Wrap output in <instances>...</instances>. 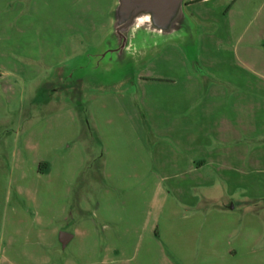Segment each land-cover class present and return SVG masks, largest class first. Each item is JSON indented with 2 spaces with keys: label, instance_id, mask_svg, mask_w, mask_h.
Here are the masks:
<instances>
[{
  "label": "rangeland",
  "instance_id": "1",
  "mask_svg": "<svg viewBox=\"0 0 264 264\" xmlns=\"http://www.w3.org/2000/svg\"><path fill=\"white\" fill-rule=\"evenodd\" d=\"M115 1L0 0V264H24V259L32 264H42L45 259L50 264L71 260L108 264L109 257L116 255L110 251L104 255V247L110 245L105 237L114 231L112 226L74 235V225L81 216L89 215L103 182L99 178L106 143L96 135L94 124L99 123L100 130L108 127L109 120L113 125L122 124L121 119L108 115L117 94L128 95L118 99L128 107L131 124L146 130V145L157 146L155 161H169L166 148L171 140L153 134L151 127L169 130L170 124L180 123L181 106L176 110L163 101L161 97L167 94L154 85L171 81L238 84L243 98L256 97V112L243 113L242 121L256 127L262 136L255 142L264 145V0H186L185 12L194 24L192 40L166 41L121 66H96V54L110 31ZM147 79L152 81L143 101L138 87ZM233 88L227 85L226 89ZM208 92L212 98L216 90H199L197 104ZM195 116L200 118V113ZM119 141L118 145L128 146L133 138L128 135ZM116 143L109 140L107 144L113 147ZM41 158L56 159L66 167H74L82 158V168L77 180H42L34 170ZM152 167L165 180H177L174 170ZM255 177L264 180V170ZM222 193L213 196L222 197ZM198 196H203L201 209L221 204L208 202L203 192ZM233 203L243 223L264 227V194L242 200L236 196ZM63 204L65 217L55 221L56 233H49L42 219L57 213ZM36 227L48 231L36 234ZM59 232L74 235L65 247L58 240ZM259 235L258 249L264 247V228H258ZM35 241L41 245H33ZM162 250L169 260L180 264L164 244ZM246 251L233 262L216 258L211 264H264V249L252 257ZM202 253L195 246L189 261L202 264ZM138 256L142 258L139 264H160L156 248L141 249Z\"/></svg>",
  "mask_w": 264,
  "mask_h": 264
},
{
  "label": "crops",
  "instance_id": "2",
  "mask_svg": "<svg viewBox=\"0 0 264 264\" xmlns=\"http://www.w3.org/2000/svg\"><path fill=\"white\" fill-rule=\"evenodd\" d=\"M151 81L147 79L140 82L143 84L138 90L143 101H146V86H150ZM154 85L161 87L160 90L167 94L161 97L163 101L175 106L176 110L181 106L179 124H170L169 130L151 127L153 134L170 138L171 144L166 148L169 161L154 160L157 146L154 144L153 148H149L146 145V130L135 123L131 124L132 115L128 107L118 99L121 97L125 100L128 95H115L111 100L114 104L109 108L111 114L108 115L121 119L122 124L113 125L108 119L107 129L102 130L99 123L94 124L96 135L106 143L99 178L103 182L89 215L81 216L76 221L74 235L84 232V229H93L95 232L98 226H112L114 231L105 237L106 243L110 245L104 247V255L109 251L116 255L109 257L108 264H139L142 261L138 256L139 250L150 248L158 250L161 257L157 262L160 264H175L163 253V244L172 250L180 264H192L188 254L192 253L195 246L203 250L202 264H211L216 258L233 262L243 254V249L247 250L244 253L246 256L258 255L259 250L264 249L257 248L261 239L258 228L264 227L243 223L235 213L233 203L236 196L242 200L244 197H262L264 194V180L255 177L259 170H264L259 167L264 166V145L258 146L255 142L262 135L248 120L242 121L243 113L248 112L246 115L250 116L252 111L256 112V97L254 100L251 97L243 98L240 87L232 81L206 85L195 81H171ZM227 85H233L235 90L227 91ZM201 89L216 90V93H212L210 98L208 92L207 98L197 104ZM175 90H180V94L175 93ZM194 94L196 97H193ZM143 101L141 104H144ZM252 103L253 107L250 108ZM242 106L248 109L244 110ZM165 110L169 111L168 108ZM195 112L200 113V118L195 116ZM161 131L166 132L162 134ZM128 135L133 138L132 145L116 143L117 139L121 141ZM109 140L116 144L109 147ZM56 159H39L34 166L36 175L42 180H77L82 158L74 167H66ZM150 166L174 170L177 180H165L166 176L157 175ZM219 191L223 192L222 197L213 196ZM202 192L208 202L220 201L221 204L216 205L215 202L201 209L203 196L198 195ZM64 211L63 204V208L57 213L48 214L47 218L42 219L43 222L38 216L36 219L49 228V233H56L55 221L65 217ZM244 216L257 221L250 214ZM31 220L33 225L37 224V220ZM36 228V234L48 231ZM35 242L33 245L39 246L40 243ZM23 261L24 264H32L26 259ZM46 261L42 264H50ZM62 264L81 263L71 260Z\"/></svg>",
  "mask_w": 264,
  "mask_h": 264
},
{
  "label": "water",
  "instance_id": "3",
  "mask_svg": "<svg viewBox=\"0 0 264 264\" xmlns=\"http://www.w3.org/2000/svg\"><path fill=\"white\" fill-rule=\"evenodd\" d=\"M186 0H116L110 31L96 54L99 65L121 66L169 40H192L194 24L185 12ZM72 235L60 232L62 247Z\"/></svg>",
  "mask_w": 264,
  "mask_h": 264
},
{
  "label": "flooded vegetation",
  "instance_id": "4",
  "mask_svg": "<svg viewBox=\"0 0 264 264\" xmlns=\"http://www.w3.org/2000/svg\"><path fill=\"white\" fill-rule=\"evenodd\" d=\"M186 4H188V2L186 1Z\"/></svg>",
  "mask_w": 264,
  "mask_h": 264
}]
</instances>
